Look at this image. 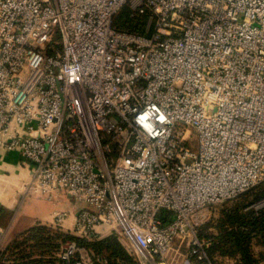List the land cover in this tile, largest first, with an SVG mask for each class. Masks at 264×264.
Here are the masks:
<instances>
[{
    "label": "built area",
    "instance_id": "obj_1",
    "mask_svg": "<svg viewBox=\"0 0 264 264\" xmlns=\"http://www.w3.org/2000/svg\"><path fill=\"white\" fill-rule=\"evenodd\" d=\"M0 150L79 207L38 224L56 264H112L65 236L103 230L131 264H213L201 230L264 182V0H0Z\"/></svg>",
    "mask_w": 264,
    "mask_h": 264
},
{
    "label": "crops",
    "instance_id": "obj_2",
    "mask_svg": "<svg viewBox=\"0 0 264 264\" xmlns=\"http://www.w3.org/2000/svg\"><path fill=\"white\" fill-rule=\"evenodd\" d=\"M29 178V166L22 162L16 152L0 150V228L7 229L4 247L0 250V264H19L31 260H41L42 264H56L55 250L38 249L32 240L20 245L18 242H21L23 234L28 230L40 227L38 224L49 223L58 211L66 212L65 229L73 227L79 208L74 201L61 193L51 200L24 194V184ZM23 253L29 254L21 258ZM253 255L256 259L253 264H264V245L254 246ZM214 257L218 264H239L237 257L220 254H215Z\"/></svg>",
    "mask_w": 264,
    "mask_h": 264
},
{
    "label": "trees",
    "instance_id": "obj_3",
    "mask_svg": "<svg viewBox=\"0 0 264 264\" xmlns=\"http://www.w3.org/2000/svg\"><path fill=\"white\" fill-rule=\"evenodd\" d=\"M127 13L120 16L123 17L122 20H124V24L121 26L131 31H142L143 20L141 18L135 20L128 19ZM230 201H225L219 205L218 210H220V212L217 218H214V220L206 226V230L204 227L203 231H201L202 235L212 237V243L208 248V255L213 264H218L214 257L215 254L237 257L239 264H253L256 261L253 255V247L264 245V214H245L242 212V205L237 204L238 202L234 203V201L230 203ZM60 236L61 234L54 233L43 227H35L28 230L26 234H23L21 242L18 243L20 245L32 240L36 248L41 250L43 248H49L50 251H53L57 246L55 240ZM65 236L67 237V235ZM70 238L74 239L79 244L94 249L98 254H104L102 248L111 250V252L106 251L107 254L105 255L108 256L112 264H131L129 256L125 254L122 249L112 250V248L107 247L108 239L97 242H87L76 237ZM43 252H46V250ZM27 254L29 253H23L21 258L27 257ZM19 264H42V261L31 260Z\"/></svg>",
    "mask_w": 264,
    "mask_h": 264
},
{
    "label": "rangeland",
    "instance_id": "obj_4",
    "mask_svg": "<svg viewBox=\"0 0 264 264\" xmlns=\"http://www.w3.org/2000/svg\"><path fill=\"white\" fill-rule=\"evenodd\" d=\"M128 10H129V6L126 5L123 8L122 12L117 17V23L118 24H120V25L124 24V20H122L123 17H120V16H122V14L127 13ZM183 128L185 129V138L186 139L189 138L190 143H191V145H189V147L193 151H198V142H197L196 132L190 127H181V129H183ZM24 192L25 191H23V193ZM236 199L230 201V203L234 201V203L238 202L237 204L242 205V212L243 213H245V214L259 213L260 215H261V213L264 214V182H262V183L258 184L257 186L251 188L250 191L246 192L245 194H243L242 196H240ZM235 200H236V202H235ZM218 209H219V206L217 208L215 218H217V216L219 215L220 210H218ZM204 227L206 230V226H204ZM201 231H203V230H201ZM70 237H75V236L68 233L67 238L70 239ZM106 239H108L107 247L112 248V250L120 248L126 254L122 244L117 240L115 234L107 233V232H105V230L99 231L98 239H95L92 242H97V241L106 240ZM102 249H103L104 254H107V252H111V250H108L106 248H102Z\"/></svg>",
    "mask_w": 264,
    "mask_h": 264
}]
</instances>
